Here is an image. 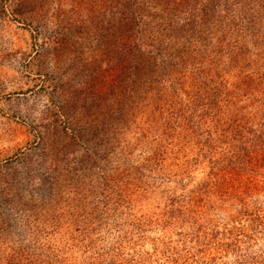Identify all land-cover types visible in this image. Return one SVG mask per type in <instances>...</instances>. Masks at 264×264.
<instances>
[{
    "label": "rangeland",
    "instance_id": "rangeland-1",
    "mask_svg": "<svg viewBox=\"0 0 264 264\" xmlns=\"http://www.w3.org/2000/svg\"><path fill=\"white\" fill-rule=\"evenodd\" d=\"M0 264H264V0H0Z\"/></svg>",
    "mask_w": 264,
    "mask_h": 264
}]
</instances>
